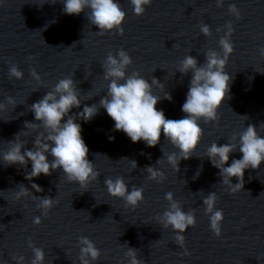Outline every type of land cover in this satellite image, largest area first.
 I'll return each instance as SVG.
<instances>
[{
  "label": "water",
  "instance_id": "water-1",
  "mask_svg": "<svg viewBox=\"0 0 264 264\" xmlns=\"http://www.w3.org/2000/svg\"><path fill=\"white\" fill-rule=\"evenodd\" d=\"M118 3L126 12L123 36L98 34L87 12L67 15L62 0H0V102L6 103L8 96L16 102L15 108L7 105L0 111V154L21 132L25 147L32 148L44 130L25 127L26 122L38 123L30 105L60 79L72 77L85 99L70 115H77L84 105H98L108 84L102 65L109 53L115 55L120 49L133 60L129 75L138 72L149 83L154 77L162 84L153 88L161 96L158 110L168 119L183 118L181 106L191 73L181 74L177 65L187 55L203 64L209 49L222 55L218 42L228 23L234 26V51L226 66L232 77L231 98L224 101L216 122L200 121L203 139L196 154L180 161L179 172L166 160L156 164L165 159L164 153L176 151L163 135L156 147L133 143L114 130V121L103 108L88 123L77 120L89 148L88 159L100 173L87 188L68 181L62 170L29 181L25 176L30 163L25 168L0 160V264H15L14 256H23L25 264H31L34 254L29 240L44 250L46 264H79L81 237L93 241L101 252L100 260L92 264H128L127 248L135 249L144 264H264V164L246 170L244 188L231 193L205 156L213 142L225 144L248 125L264 136V56L260 55L264 0H223L219 6L217 0H152L143 16L133 13L130 0ZM232 4L241 19L230 13ZM201 23L210 27L211 35L201 33ZM10 65L24 73L22 80L9 78ZM33 69L41 81L31 76ZM167 93L171 101L163 98ZM240 156L234 152L229 163ZM149 166L163 172V182L148 179L145 169ZM117 177H123L129 189H144V201L138 207H127L122 199L109 195L104 181ZM238 182L232 179L233 184ZM32 183L43 191L36 192ZM21 184L35 196L58 201L47 217L31 197L16 198ZM169 192L185 212L196 215V227L185 233L184 248L175 241L177 233L157 220L169 208L165 199ZM211 192L217 195L215 207L224 215L220 238L211 231L203 205ZM36 216L42 220L40 225L33 223ZM185 249L190 255L184 254Z\"/></svg>",
  "mask_w": 264,
  "mask_h": 264
},
{
  "label": "clouds",
  "instance_id": "clouds-1",
  "mask_svg": "<svg viewBox=\"0 0 264 264\" xmlns=\"http://www.w3.org/2000/svg\"><path fill=\"white\" fill-rule=\"evenodd\" d=\"M62 2L63 12L67 15L87 12L90 23L99 29L98 34L118 32L119 35H124L126 12L118 0H62ZM151 3L152 0H130L136 16H143L146 6H150ZM222 3L223 0H217L218 6ZM229 11L237 20L242 18L235 4L229 6ZM200 31L204 36L211 35L207 24L201 23ZM220 31L221 29L218 28L217 32ZM223 31L224 35L218 42L222 55L216 50L209 49L204 54L203 64H199L193 56L187 55L177 65L176 71L181 74L191 73L186 98L181 106V111L186 114L183 118L168 119L163 110H158L157 105L161 96L155 95L153 88L161 83L154 77L149 83L138 72L129 75L128 69L133 64V60L127 51L120 49L115 55L109 53L102 65L104 80L108 81V84L106 95L101 98L98 105H84L83 110L77 115H70L72 109L80 108L85 99L72 77L60 79L39 101L30 105V111L38 123L26 122L25 127L27 129L39 127L44 130L35 137L32 148L25 147V142L20 139L24 132H21L14 140L7 142L10 147L0 154V160L8 166L18 165L25 168L30 163L31 170L25 176L29 181L39 178L42 174L50 176L53 171L62 170L68 181L78 184L81 189L87 188L98 179L100 173L95 169L94 163L88 159L89 148L82 136L81 123L77 120L88 123L99 114V109L103 108L114 121V130L123 132L133 143L143 141L147 147H156L163 135L176 151L164 153L165 159L158 160L156 164L160 165L166 160L179 172L180 161L188 160L196 154L203 139L200 121L216 122L224 101L231 98L232 77L226 71V66L230 54L234 51L231 40L233 24H226ZM260 55L264 56V48L260 49ZM31 76L37 82L41 81L35 69L31 71ZM23 77L24 73L17 66L10 65V79L22 80ZM163 98L172 100L169 93ZM6 101V103L0 102V111L7 105H13L15 108L16 102L13 97H6ZM109 140H114V137H109ZM236 151L241 153L240 158L232 159L229 163L230 156ZM205 156L211 165L219 170L222 184L227 186L231 193H235L244 188L245 171L259 169L264 164V136L258 133L254 125H248L239 134H233L225 144L213 142L207 148ZM49 157L52 159L50 160ZM132 165L136 169L135 161H132ZM145 171L149 180L163 182L164 174L156 167L149 166ZM233 178L239 182L233 184ZM104 184L109 195L122 199L127 207H138L144 201V189L141 187L129 189L123 177L108 178ZM31 187L36 192L43 191L35 183H32ZM15 195L17 199L31 197L37 202L38 210L45 217L58 203L48 196L33 195L23 184L19 185ZM165 199L169 202V208L157 218L158 223L163 228H170L176 232L175 241L184 248L185 233L190 228L196 227V215L194 211L185 212L174 200L171 192L166 193ZM216 200V193L211 192L203 199V205L209 216L211 231L220 238L224 215L222 210L215 207ZM41 222L39 216L34 217L35 225H40ZM79 244V264H92L100 260L101 252L93 241L81 237ZM29 247L34 254L31 264H46L44 250L36 247L31 240ZM137 253L135 249L127 248L125 259L128 264H144ZM184 254L190 255L186 249ZM12 259L15 264H25L23 256H14Z\"/></svg>",
  "mask_w": 264,
  "mask_h": 264
}]
</instances>
